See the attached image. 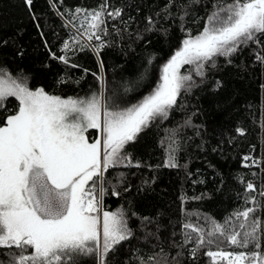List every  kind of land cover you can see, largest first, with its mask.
I'll return each mask as SVG.
<instances>
[{
    "label": "trees",
    "instance_id": "16d2710c",
    "mask_svg": "<svg viewBox=\"0 0 264 264\" xmlns=\"http://www.w3.org/2000/svg\"><path fill=\"white\" fill-rule=\"evenodd\" d=\"M238 1L0 0V79L102 95L125 112L149 99L183 40ZM18 95L1 99L0 127L20 113ZM97 204L128 232L101 264H264V28L181 67L166 112L109 157ZM32 246L0 243V264H39ZM97 260L90 249L59 264Z\"/></svg>",
    "mask_w": 264,
    "mask_h": 264
},
{
    "label": "rangeland",
    "instance_id": "374dc122",
    "mask_svg": "<svg viewBox=\"0 0 264 264\" xmlns=\"http://www.w3.org/2000/svg\"><path fill=\"white\" fill-rule=\"evenodd\" d=\"M263 28L264 0H239L211 13L204 29L183 40L165 62L161 83L149 101L117 114L105 109L102 95L61 98L0 79V101L13 93L19 94L22 104L20 113L0 127V243H31L33 252L29 255L39 264H59L92 249L101 264L103 252L128 233L119 212H104L97 204L109 157L122 150L123 141L132 137L150 116L166 112L177 94L184 64L231 48ZM91 129L97 134L93 142L86 137ZM43 132L57 156L76 154L72 160L90 168L75 187L68 215L57 222L39 220L28 203L23 192L28 169L25 157L49 162L42 160L51 182L57 186L66 184L79 171L69 173L70 167L58 164L52 155L38 148ZM96 176L97 182H92Z\"/></svg>",
    "mask_w": 264,
    "mask_h": 264
},
{
    "label": "water",
    "instance_id": "95a60500",
    "mask_svg": "<svg viewBox=\"0 0 264 264\" xmlns=\"http://www.w3.org/2000/svg\"><path fill=\"white\" fill-rule=\"evenodd\" d=\"M23 189L39 220L57 222L68 215L72 202V183L62 186L53 184L45 167L38 162L32 161L28 166Z\"/></svg>",
    "mask_w": 264,
    "mask_h": 264
},
{
    "label": "flooded vegetation",
    "instance_id": "af4514ba",
    "mask_svg": "<svg viewBox=\"0 0 264 264\" xmlns=\"http://www.w3.org/2000/svg\"><path fill=\"white\" fill-rule=\"evenodd\" d=\"M43 134H44V136L40 140V143L38 144V148L44 149L45 150L44 152L52 155V157H53L52 159H54L56 162H58V164L70 167L71 170L68 171L69 173H73L76 170L79 171L76 176L70 177L66 182V184L72 183V202H73V198L75 197V194H74L75 187L77 186V184H79L82 181L83 174H87V172L90 170V168L83 166V164L78 165L77 161L72 160L73 158H75L76 154L75 155L74 154H68L67 155V154L60 153L59 156H57V152H55L52 143L50 142V140H48L46 138V134L44 132H43ZM44 144H45V146H44ZM49 154H45V155L49 156ZM25 158L28 160V162H26L27 167L31 164L32 161L38 162L39 164H42V165L44 164V162H42V160H43L42 158H41V161H39L40 159H37L36 161L32 160V158L29 156H26ZM43 161H45V160H43ZM45 162H47V161H45ZM47 163L50 164L49 162H47ZM66 184H62V185H66ZM62 185H59V186H62Z\"/></svg>",
    "mask_w": 264,
    "mask_h": 264
}]
</instances>
